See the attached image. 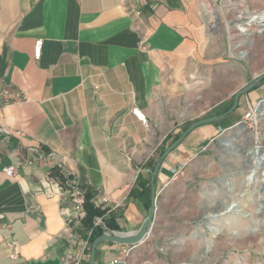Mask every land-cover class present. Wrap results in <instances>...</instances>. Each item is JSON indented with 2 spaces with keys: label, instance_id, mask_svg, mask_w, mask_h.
I'll list each match as a JSON object with an SVG mask.
<instances>
[{
  "label": "crops",
  "instance_id": "obj_1",
  "mask_svg": "<svg viewBox=\"0 0 264 264\" xmlns=\"http://www.w3.org/2000/svg\"><path fill=\"white\" fill-rule=\"evenodd\" d=\"M203 5L0 0V170L34 158L12 177L0 171V264H61L68 199L76 196L66 175L90 188L95 205L103 207L99 196L108 199L118 225L112 231L139 229L148 210L128 197L135 179H150L145 162L156 161L174 141L180 104L208 93L205 79L217 65ZM37 39L42 47L35 59ZM262 97L264 81L254 88L255 101ZM224 122L194 128L164 157L155 178L158 194L175 180L173 169L198 156L234 120ZM46 151L54 152L61 169L41 158ZM166 209L156 205L152 227L139 243H98L95 264H211L209 248L185 262L177 232L155 229L170 214ZM206 240L202 234L199 246Z\"/></svg>",
  "mask_w": 264,
  "mask_h": 264
},
{
  "label": "rangeland",
  "instance_id": "obj_2",
  "mask_svg": "<svg viewBox=\"0 0 264 264\" xmlns=\"http://www.w3.org/2000/svg\"><path fill=\"white\" fill-rule=\"evenodd\" d=\"M202 3L210 47L217 57L212 63L217 65H212L205 79L208 93L197 92L193 99L180 104L178 135L188 123L217 114V109L232 101L236 90L264 73V0ZM252 16L255 18L250 19ZM220 61L226 64L218 65ZM254 101V89L242 95L237 108L220 120L222 125L224 121L234 122L219 137L209 140L198 156L176 168L175 180L159 191L156 205L166 206L170 214L164 215L162 225L155 229L177 232L178 255L185 262L195 261L203 255V248H209L205 255L210 256L211 264H250L249 259L253 264H264L261 168L256 170L251 187L244 181L251 168V156L245 153L253 148L264 153V97L256 104ZM231 203L235 205L226 210ZM202 234L209 241L199 246Z\"/></svg>",
  "mask_w": 264,
  "mask_h": 264
},
{
  "label": "built area",
  "instance_id": "obj_3",
  "mask_svg": "<svg viewBox=\"0 0 264 264\" xmlns=\"http://www.w3.org/2000/svg\"><path fill=\"white\" fill-rule=\"evenodd\" d=\"M42 41L41 39H37L34 42V51L33 56L37 59L41 53ZM132 113L137 117L138 120L146 123L145 116L136 108L132 109ZM41 158L45 161L50 162L55 167H61L60 161L55 158L53 151H46L42 153ZM34 161V158L31 156L25 157L23 160L5 165L1 167V172L8 177H12L16 169L21 164H30ZM61 169V168H60ZM176 171L173 169V172ZM65 184L70 188L75 190L76 196H73L68 199V203L70 205L69 211L66 212V223L67 226L65 227L66 237H67V245L61 257V264H83L84 261L88 259L89 256V249H90V242L89 237L92 233V229L84 228L81 223V218L84 214L83 208V199H84V188L81 186L79 179L74 176L66 175V182ZM99 196V195H98ZM97 198V196H96ZM99 201L103 208L107 207L106 202L108 199L104 196H99ZM113 207H107V213L110 212ZM94 225L102 226L104 232H108L103 222L102 216H96L94 218ZM13 243L11 242L10 245ZM128 252V251H127ZM11 258L15 257L14 253L10 254ZM107 264H126V261L123 259H113Z\"/></svg>",
  "mask_w": 264,
  "mask_h": 264
},
{
  "label": "water",
  "instance_id": "obj_4",
  "mask_svg": "<svg viewBox=\"0 0 264 264\" xmlns=\"http://www.w3.org/2000/svg\"><path fill=\"white\" fill-rule=\"evenodd\" d=\"M264 81V73L259 75L257 78L249 81L245 86L241 87L240 89L236 90L233 94L232 98V105L229 107L228 110L221 114H213L208 117L200 118L196 121L191 122L186 129L174 140L172 141L165 149L164 151L159 155V157L156 159L151 175H150V205L147 211V215L145 219L143 220L141 226L136 231L131 232H117L109 230L108 232H103L101 235L94 238L90 245L89 249V256H88V264H95V252L98 243L101 241H110L114 243L119 244H137L140 241L143 240V238L146 236V234L150 231L152 227V223L154 220V214L156 210V198L158 193L156 192V182L155 178L158 173L159 167L161 165L162 160L164 157L172 151L174 148H176L186 137V135L192 131L194 128L201 126L203 124L212 123V122H218L231 114L238 106L239 99L242 95L248 93L252 89L258 87L262 82ZM233 205L230 206V208ZM228 208V210L230 209ZM224 212H221L220 214H223ZM217 215H215L216 217Z\"/></svg>",
  "mask_w": 264,
  "mask_h": 264
},
{
  "label": "trees",
  "instance_id": "obj_5",
  "mask_svg": "<svg viewBox=\"0 0 264 264\" xmlns=\"http://www.w3.org/2000/svg\"><path fill=\"white\" fill-rule=\"evenodd\" d=\"M231 105H232V101L226 105H223L219 109H217L216 113L220 114V113L225 112L227 109H229ZM189 124L190 123L184 126L182 131H184ZM178 136H179L178 133L175 134L172 137V140H175ZM154 163H155V158L150 157L145 162V167L151 171L153 169ZM55 173H56V170H55ZM81 186L84 188V199H83L84 200L83 201L84 214L81 218V223L84 226V228L92 229V233L89 237V242L91 245L94 238H96L97 236L101 235L104 232L102 226L94 225L93 221L96 216L103 217L104 225L109 230H116L118 228V225L114 220L113 213L106 212L107 207L101 208L95 205V203L91 200L92 193L90 191V188L87 187L85 184H82ZM128 197L131 199L139 200L144 205L145 209L148 210L149 205H150V179L149 177H143L141 174H138L135 179V183L129 192Z\"/></svg>",
  "mask_w": 264,
  "mask_h": 264
},
{
  "label": "bare ground",
  "instance_id": "obj_6",
  "mask_svg": "<svg viewBox=\"0 0 264 264\" xmlns=\"http://www.w3.org/2000/svg\"><path fill=\"white\" fill-rule=\"evenodd\" d=\"M255 18V16H252L250 19ZM261 25L264 27V17L261 19ZM241 30H244L243 27L240 28ZM264 113V109L261 111V114ZM247 156H251V173H250V179L249 183H252L256 180V170L260 167L261 168V175H264V153L260 152L258 148H253L245 153ZM262 181L264 178L261 179ZM247 184V183H245ZM248 185V184H247ZM231 205H235L234 203H231L227 205L226 210L230 208ZM232 206V207H233ZM215 232L217 231L215 228H212Z\"/></svg>",
  "mask_w": 264,
  "mask_h": 264
},
{
  "label": "clouds",
  "instance_id": "obj_7",
  "mask_svg": "<svg viewBox=\"0 0 264 264\" xmlns=\"http://www.w3.org/2000/svg\"><path fill=\"white\" fill-rule=\"evenodd\" d=\"M251 171H252L251 168H249L248 172L246 174H244V181H245V183L248 184L249 187H251V184L249 183Z\"/></svg>",
  "mask_w": 264,
  "mask_h": 264
}]
</instances>
